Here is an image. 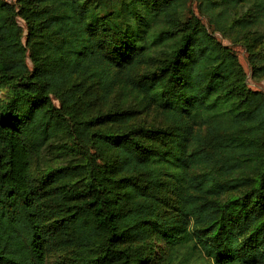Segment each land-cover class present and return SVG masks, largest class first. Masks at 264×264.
Here are the masks:
<instances>
[{
  "label": "trees",
  "instance_id": "16d2710c",
  "mask_svg": "<svg viewBox=\"0 0 264 264\" xmlns=\"http://www.w3.org/2000/svg\"><path fill=\"white\" fill-rule=\"evenodd\" d=\"M196 1L0 0V264H264V0Z\"/></svg>",
  "mask_w": 264,
  "mask_h": 264
},
{
  "label": "rangeland",
  "instance_id": "374dc122",
  "mask_svg": "<svg viewBox=\"0 0 264 264\" xmlns=\"http://www.w3.org/2000/svg\"><path fill=\"white\" fill-rule=\"evenodd\" d=\"M11 2H15V0H8ZM189 4L190 7L193 9V11L199 15L203 21L205 22V24L207 25V27H209L208 25V21L207 18L205 16H203L200 13V10L197 8V1L196 0H189ZM246 7V6H245ZM245 7H243V9H245ZM261 31H264V24L262 25ZM219 39L224 43L229 45L236 53L238 56V59L241 63V65L243 66L244 70H245V81L248 84L249 87L253 88V89H259L264 91V78L263 77H256L252 75V71H251V66L249 63V58H248V52L245 49V47L243 46V44L241 43V41L235 42L232 41L228 38L223 37L220 33L216 32L215 33ZM4 97V91L0 94V99H2ZM137 120H141V121H147V123H154V124H161L163 123V117L160 116L158 114V111L154 108L147 110V111H143L142 113H140L137 117ZM61 255V253L52 251L50 253V257H49V264H53V262Z\"/></svg>",
  "mask_w": 264,
  "mask_h": 264
}]
</instances>
